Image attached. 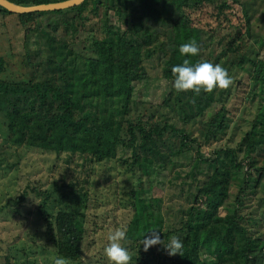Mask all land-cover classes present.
<instances>
[{
  "label": "trees",
  "instance_id": "16d2710c",
  "mask_svg": "<svg viewBox=\"0 0 264 264\" xmlns=\"http://www.w3.org/2000/svg\"><path fill=\"white\" fill-rule=\"evenodd\" d=\"M7 1L30 7L67 0ZM199 9L211 17L208 25L216 24L209 33L192 23L191 15ZM234 9L239 13L234 14ZM46 14L59 16L70 34L76 35L78 26L98 29L100 37L92 41L94 55L83 60L82 68L35 21V15ZM261 14L264 0H84L64 10L27 14L0 7V17L15 18L25 26L26 36L40 33L46 38V47L54 54L51 63L63 73L60 81L46 84L0 78V113L7 118V140L82 159L90 168L115 161L132 172L142 165L144 174L136 178L137 189L130 192L133 214L126 241L142 248L144 234L158 231L165 242L173 236L183 242L181 255L166 256L163 248L156 253L143 249V258L149 253L160 260L158 264H262L263 249L254 248L247 226L252 220L241 213L248 190L264 193V59L258 58L253 46L259 40L264 44V35L251 29ZM189 41L199 45L195 57L179 53V47ZM185 58L190 63L220 64L232 84L210 93L175 90L171 68ZM147 62L157 65L165 82L166 98L160 110L146 108L138 95L135 98L134 85L150 78ZM3 66L0 57V75ZM240 73L247 75V98L256 103V114L247 122L237 149L222 144L204 155L189 126L197 123L205 145L225 137L231 120L226 107L238 90ZM157 173L169 176L168 203L163 195H152ZM183 173L188 181L182 179ZM230 191L235 192L232 203ZM42 218L56 254L80 262L84 228L77 214L59 211Z\"/></svg>",
  "mask_w": 264,
  "mask_h": 264
},
{
  "label": "rangeland",
  "instance_id": "374dc122",
  "mask_svg": "<svg viewBox=\"0 0 264 264\" xmlns=\"http://www.w3.org/2000/svg\"><path fill=\"white\" fill-rule=\"evenodd\" d=\"M236 6L240 8L238 4ZM235 11L236 14L239 13L234 9V14ZM34 17L41 30L54 35L56 41L66 47V51L71 54L69 58L74 59L75 65L79 64L81 67L84 59L94 55L92 41L94 37H100L96 27L91 31L90 26H78L79 32L75 35L70 34V29L65 30L59 16L46 14ZM65 19L69 24L70 17ZM191 19L205 33H209V28L216 25H208L207 23L212 22L211 17L200 9L192 13ZM251 29L254 34L264 35V14L254 18ZM25 33V26H20L15 18L0 17V57L4 59L0 78L7 82L42 84L60 81L63 73L62 70L54 69V64L51 63L54 54L46 47V38L40 33L28 36ZM260 41L253 46L259 53L258 58L264 59V44ZM145 66L150 78L134 85L135 98L138 95L144 107L155 106L158 110L166 98L165 82L161 80L157 65L147 62ZM239 77L241 80L238 82V90L226 107L231 120L223 139L218 143L205 145L197 123L189 126L191 132L194 130L193 135L200 142L204 155L222 144L237 149V141L246 130L247 122L256 114V103L247 98L250 95L247 75L240 73ZM170 117L175 119L173 115ZM6 119V115L0 113V264H54L60 256L49 242L42 215L56 214L59 211L75 212L79 226L84 228L82 258L78 263L65 260L66 264H108L103 247L107 236L116 228L127 227L132 218L130 192L137 189L136 178L144 174L142 165L138 164L132 172L127 166L115 161H104L90 168L82 159H69L66 154L56 155L37 148L13 145L7 140ZM227 156L231 158L228 161L233 166L232 155L229 153ZM154 177L158 184L152 195H163V200L168 203L165 196L168 174L157 173ZM181 177L189 180L185 173ZM198 178L204 179V175H199ZM25 191L27 195L24 197ZM246 193L241 213L246 220H252L247 226L253 236L254 248L263 249L264 259V193L262 190L252 189ZM230 194L232 197L229 201L232 203L235 192L230 191ZM21 196L23 201H17ZM257 237L260 239L257 240ZM131 245L132 242H124L132 257L131 264H144L146 259L148 264L160 262L149 253L143 258V247ZM160 248L163 247L155 245L148 249L156 253Z\"/></svg>",
  "mask_w": 264,
  "mask_h": 264
},
{
  "label": "clouds",
  "instance_id": "9594fccd",
  "mask_svg": "<svg viewBox=\"0 0 264 264\" xmlns=\"http://www.w3.org/2000/svg\"><path fill=\"white\" fill-rule=\"evenodd\" d=\"M199 51V45L195 41L186 42L179 47V53L185 57H195ZM171 72L174 74L173 87L179 92L190 90L194 94H199L201 91L210 93L214 88L227 89L233 82L224 67L207 61L190 63V60L185 58L181 64L173 66ZM126 233V227H119L107 236L103 254L108 264H131L132 257L124 246ZM147 233L148 235L144 234L141 240L145 251L150 246L160 245L169 256L181 255L183 242L178 237L173 236L165 242L160 238L158 231ZM54 264H66V262L64 258L60 257L55 260Z\"/></svg>",
  "mask_w": 264,
  "mask_h": 264
},
{
  "label": "water",
  "instance_id": "95a60500",
  "mask_svg": "<svg viewBox=\"0 0 264 264\" xmlns=\"http://www.w3.org/2000/svg\"><path fill=\"white\" fill-rule=\"evenodd\" d=\"M84 0H67L64 2L47 4V5H38L23 7L13 4L7 0H0V7L7 10L10 13L15 14H27L32 12H49V11H58L64 10L71 7L80 5Z\"/></svg>",
  "mask_w": 264,
  "mask_h": 264
}]
</instances>
